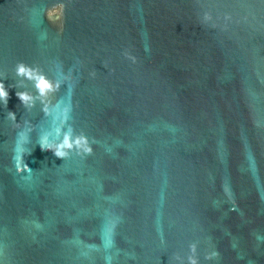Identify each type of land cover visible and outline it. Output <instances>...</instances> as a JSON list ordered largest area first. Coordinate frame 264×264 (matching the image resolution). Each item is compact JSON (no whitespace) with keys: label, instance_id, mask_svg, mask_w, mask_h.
<instances>
[{"label":"water","instance_id":"water-1","mask_svg":"<svg viewBox=\"0 0 264 264\" xmlns=\"http://www.w3.org/2000/svg\"><path fill=\"white\" fill-rule=\"evenodd\" d=\"M21 61L68 77L51 115ZM0 72V264H264V0H0ZM69 125L92 154L41 149Z\"/></svg>","mask_w":264,"mask_h":264},{"label":"clouds","instance_id":"clouds-1","mask_svg":"<svg viewBox=\"0 0 264 264\" xmlns=\"http://www.w3.org/2000/svg\"><path fill=\"white\" fill-rule=\"evenodd\" d=\"M65 8L66 4L63 2H58L54 6L48 8L46 14L49 21L53 24H57V21L54 18H62L64 15ZM203 18L205 22L212 21V13L210 11L205 12ZM59 23L62 25V20ZM215 26L216 25H213V27ZM123 55L133 63L138 62V57L128 49H125ZM105 66H107V64H105ZM15 75L20 79L16 82V84L12 85V87L25 88V90L23 91L16 92V95L19 97L23 106L30 111L36 106L37 101H39L42 105V111L46 115H51V97L54 93L60 90V88L65 83V80L68 79V77H65L64 79H52L38 65L32 66L23 61L18 62L15 65ZM91 75L94 77L96 75V72L92 71ZM0 77H3L0 78V102H2L5 107H7L8 100L10 98L8 88L5 86L4 83V79L7 78V73L0 72ZM26 81H30L32 83L33 87L36 90L35 94L32 91L26 89ZM70 111L71 104H68L63 108V116L65 120L68 119V114L70 113ZM7 118L13 122L15 127H21L20 123L17 122V116L15 112L9 111L7 114ZM25 124L29 126L25 132H21L19 134V138L24 136L26 138V141L28 134L32 132V127L30 121H25ZM60 131V129H57V135L60 134ZM38 143L40 144L42 150H51L57 157L63 159L69 157L74 151L81 156L90 155L94 151L92 147V142L90 141L89 137L83 132L74 135V131L70 125L66 131H63L62 139L50 140L48 134H44L40 136ZM18 148L19 153L14 155L13 157L17 172L31 173L33 170L25 163L23 159L25 153L23 147ZM30 152L31 151H28L29 154ZM257 239L259 240L260 237L257 236ZM197 248L198 244L195 242L190 245L191 254L187 258L188 264H200L199 257L197 255ZM219 256V251H210L207 253L206 259L211 260L213 258H218ZM108 259L110 260L111 258L109 257ZM176 259L182 260L183 258L177 256Z\"/></svg>","mask_w":264,"mask_h":264}]
</instances>
